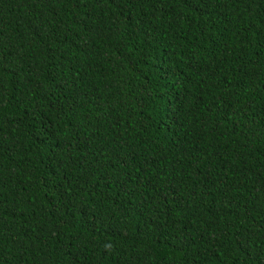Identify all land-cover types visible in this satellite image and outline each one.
<instances>
[{
	"label": "trees",
	"instance_id": "1",
	"mask_svg": "<svg viewBox=\"0 0 264 264\" xmlns=\"http://www.w3.org/2000/svg\"><path fill=\"white\" fill-rule=\"evenodd\" d=\"M0 264H264V0H0Z\"/></svg>",
	"mask_w": 264,
	"mask_h": 264
}]
</instances>
